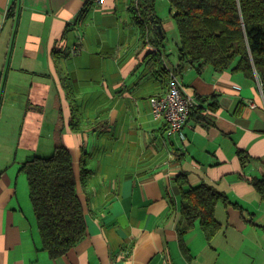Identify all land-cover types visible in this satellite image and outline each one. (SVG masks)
Here are the masks:
<instances>
[{"label":"crops","instance_id":"0c3cea01","mask_svg":"<svg viewBox=\"0 0 264 264\" xmlns=\"http://www.w3.org/2000/svg\"><path fill=\"white\" fill-rule=\"evenodd\" d=\"M135 11L140 0H0V264H264V200L252 183L264 178V82L180 69L178 30L170 37L162 19L154 43ZM172 72L196 104L169 136L151 98ZM58 145L72 153L87 232L54 258L21 166ZM182 172L188 187L232 202L217 206L211 239L198 225L180 237Z\"/></svg>","mask_w":264,"mask_h":264},{"label":"trees","instance_id":"16d2710c","mask_svg":"<svg viewBox=\"0 0 264 264\" xmlns=\"http://www.w3.org/2000/svg\"><path fill=\"white\" fill-rule=\"evenodd\" d=\"M155 3L140 0V14L135 11L133 17L143 36L149 26L155 34L152 42L159 44L166 33ZM169 4L179 33L180 69L192 65L201 72L209 66L218 72H240L246 78L264 82V0H169ZM155 23L162 31L154 27ZM21 170L27 175L44 249L54 258L65 255L87 232L72 153L67 146L58 145L49 155L26 160ZM90 174L82 167V183ZM176 182L182 190L181 213L185 220L180 237L198 225L211 239L222 227L216 217L217 206L231 204V200L205 183L188 187L189 177L184 172ZM252 183L264 200V178Z\"/></svg>","mask_w":264,"mask_h":264},{"label":"built area","instance_id":"2783aa9c","mask_svg":"<svg viewBox=\"0 0 264 264\" xmlns=\"http://www.w3.org/2000/svg\"><path fill=\"white\" fill-rule=\"evenodd\" d=\"M98 4L102 0H95ZM76 54L79 48L72 47ZM260 82V80H258ZM153 117L166 123V133L170 136L180 132L187 123L196 98L189 94L175 73L170 75V86L164 95L151 98Z\"/></svg>","mask_w":264,"mask_h":264},{"label":"rangeland","instance_id":"374dc122","mask_svg":"<svg viewBox=\"0 0 264 264\" xmlns=\"http://www.w3.org/2000/svg\"><path fill=\"white\" fill-rule=\"evenodd\" d=\"M156 10L158 16L165 20V28L166 30L169 32V36L171 37V35H174L177 33V27H176V23L172 18V12L174 13V10L171 9L169 1L168 0H156ZM46 91H44L43 93H40V97H45L46 96ZM46 109H47V115L49 117V119L56 115V111L55 108L53 107V97L50 98L48 105H46ZM6 133H11L12 130L8 129L6 131H3ZM1 134V131H0ZM10 148L9 143H6V150H8ZM51 153L48 152H42L39 153V155H49Z\"/></svg>","mask_w":264,"mask_h":264},{"label":"water","instance_id":"95a60500","mask_svg":"<svg viewBox=\"0 0 264 264\" xmlns=\"http://www.w3.org/2000/svg\"><path fill=\"white\" fill-rule=\"evenodd\" d=\"M153 19H154V18H153ZM154 27H158V28L160 29V31H162V27H161L160 24L155 23V24H154Z\"/></svg>","mask_w":264,"mask_h":264}]
</instances>
